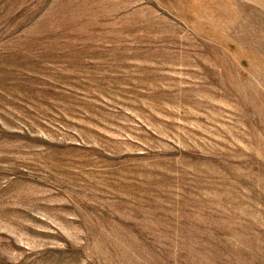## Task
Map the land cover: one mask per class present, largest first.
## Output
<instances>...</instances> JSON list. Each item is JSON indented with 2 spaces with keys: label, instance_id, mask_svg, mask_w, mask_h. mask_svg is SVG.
<instances>
[{
  "label": "rangeland",
  "instance_id": "obj_1",
  "mask_svg": "<svg viewBox=\"0 0 264 264\" xmlns=\"http://www.w3.org/2000/svg\"><path fill=\"white\" fill-rule=\"evenodd\" d=\"M0 264H264V0H0Z\"/></svg>",
  "mask_w": 264,
  "mask_h": 264
}]
</instances>
